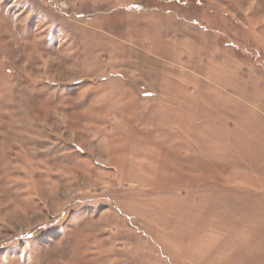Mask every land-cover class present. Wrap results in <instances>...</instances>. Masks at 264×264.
<instances>
[{"label":"rangeland","instance_id":"1","mask_svg":"<svg viewBox=\"0 0 264 264\" xmlns=\"http://www.w3.org/2000/svg\"><path fill=\"white\" fill-rule=\"evenodd\" d=\"M0 264H264V0H0Z\"/></svg>","mask_w":264,"mask_h":264}]
</instances>
